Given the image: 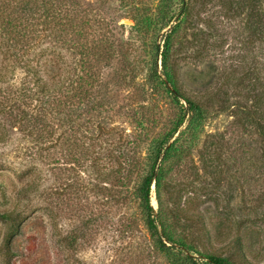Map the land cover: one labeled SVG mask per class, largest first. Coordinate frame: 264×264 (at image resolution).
<instances>
[{"label": "trees", "instance_id": "obj_1", "mask_svg": "<svg viewBox=\"0 0 264 264\" xmlns=\"http://www.w3.org/2000/svg\"><path fill=\"white\" fill-rule=\"evenodd\" d=\"M155 1L0 0V146L14 147L28 161L53 149L74 161L80 174L95 171L96 186L107 179L113 199L136 205L149 236L161 251L169 250L166 241L175 246L178 255L197 254L207 264H251L240 235H231V227L222 224L210 234L193 212L180 206L181 199L173 192L169 198L178 202L169 216L178 238L165 230L161 211H154L150 205L151 186L159 192L169 176L165 162L174 157L177 141L171 140L185 116L197 113L202 119L209 108L182 90L172 56L183 47L180 32L185 30L195 3L204 5L212 0ZM217 1L230 17L244 16L243 29L255 41L264 40V0ZM122 19L132 21L135 33L141 36L150 31L159 37V32L168 28L159 43H152L143 80H137L130 41L122 38ZM255 81L252 109L237 107L234 123L253 138L255 182L264 187V90H258L261 85ZM238 85L247 88L241 81ZM124 88L131 94L120 105L119 93ZM161 91L173 101L185 103L177 120H162L155 98ZM117 118L131 122L129 132L114 125ZM221 141H206L203 156L220 151ZM242 151L246 154L247 148ZM4 167L5 162H0V169ZM30 170L28 167L21 172L32 173ZM242 179V184L247 183L244 176ZM38 181L39 177L31 178L18 191L26 203L34 199ZM164 188L169 191L167 185ZM244 207L248 212L253 208ZM28 211L12 208L0 212V221L6 224L2 239L6 252L12 251L22 222L33 212L27 215ZM193 222L201 228H193ZM208 238L230 245L231 256L205 251L202 242ZM187 255L185 259L191 261Z\"/></svg>", "mask_w": 264, "mask_h": 264}, {"label": "rangeland", "instance_id": "obj_2", "mask_svg": "<svg viewBox=\"0 0 264 264\" xmlns=\"http://www.w3.org/2000/svg\"><path fill=\"white\" fill-rule=\"evenodd\" d=\"M174 12H178L177 2ZM188 19L180 32L183 47L172 56V64L182 90L209 108L202 119L197 113L185 116L183 126L171 140L177 141L174 157L165 162L169 176L159 192L151 186L150 205L154 211H161L165 230L178 238L169 211L178 202L173 200L180 198V206L193 212L210 234L217 225H229L231 235L241 236L249 262L264 264V187L255 182L253 138L234 123L237 107L252 109L255 80L261 85L258 90H264V40L255 41L243 29L244 16L230 17L217 0L204 5L196 2ZM120 24L123 40H129L133 48L137 80H143L152 43H159L168 28L159 32V37L150 31L141 36L135 33L132 21L122 19ZM157 68L161 69L159 59ZM240 81L247 84L246 90L238 85ZM130 92L121 89L120 105L126 103ZM155 98L165 123L177 120L186 107L182 100L173 101L162 91ZM122 119H115L114 125L129 132L131 122ZM217 139L222 140L220 151L203 156L205 142ZM13 149L0 146V162H5L0 169V212L12 208H26L27 215L33 212L22 222V231L12 241L9 253L2 246L6 224L0 221V264H207L197 254L178 255L175 246L166 241L169 250L161 251L149 236L136 205L113 199L107 179L96 186L95 171L88 169L80 174L74 161L53 149L32 161ZM28 167L32 173L23 175L21 171ZM37 177L35 197L26 203L24 194L18 195V191ZM171 192L173 200L169 198ZM244 206L257 208L248 212ZM191 225L201 228L197 222ZM31 244L34 247L29 252ZM202 244L207 252L231 256L230 245L209 238Z\"/></svg>", "mask_w": 264, "mask_h": 264}]
</instances>
